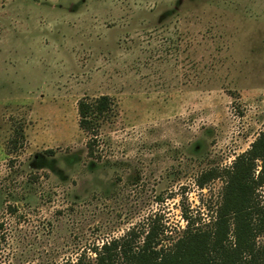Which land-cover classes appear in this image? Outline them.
<instances>
[{"label":"rangeland","instance_id":"1","mask_svg":"<svg viewBox=\"0 0 264 264\" xmlns=\"http://www.w3.org/2000/svg\"><path fill=\"white\" fill-rule=\"evenodd\" d=\"M101 95L89 156L77 102ZM263 130L264 0H0V264L93 262L148 224L170 246Z\"/></svg>","mask_w":264,"mask_h":264},{"label":"trees","instance_id":"2","mask_svg":"<svg viewBox=\"0 0 264 264\" xmlns=\"http://www.w3.org/2000/svg\"><path fill=\"white\" fill-rule=\"evenodd\" d=\"M112 110V99L107 95L83 97L77 102L78 127L89 136V156L94 155L101 123ZM257 161L261 165L255 178ZM219 177L224 180L220 202L205 228L185 215L186 226L181 236L170 246H160L159 231L154 224H148L141 235L131 230L95 247L93 262H85L83 253L73 264H262L264 206L257 203L255 191L264 187V130L230 169L203 173L197 186L203 189ZM257 236L263 237L261 245L256 242Z\"/></svg>","mask_w":264,"mask_h":264}]
</instances>
